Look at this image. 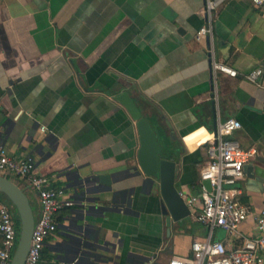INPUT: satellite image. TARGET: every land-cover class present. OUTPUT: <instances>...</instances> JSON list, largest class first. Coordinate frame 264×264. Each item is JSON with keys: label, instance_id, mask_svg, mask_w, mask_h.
<instances>
[{"label": "crops", "instance_id": "obj_1", "mask_svg": "<svg viewBox=\"0 0 264 264\" xmlns=\"http://www.w3.org/2000/svg\"><path fill=\"white\" fill-rule=\"evenodd\" d=\"M205 2L0 0V144L12 156L34 157L38 173L74 200L57 213L58 230L39 264H85L76 234L114 248L119 264L190 258L193 242L210 235L198 208L168 227L159 190L143 192L136 177L114 185H136L129 213L94 208L85 215L71 172L110 174L138 164L136 122L115 100L124 91L163 137L181 192L200 195L212 133L227 118L240 120L233 137L255 155L238 198L252 211L264 209V88L245 76L264 65V6L228 0L216 13L212 38L201 41ZM214 62L238 76L216 71ZM10 179L38 216L41 203L28 181ZM254 229L252 217L240 226L244 235ZM212 237L230 243L222 230Z\"/></svg>", "mask_w": 264, "mask_h": 264}, {"label": "built area", "instance_id": "obj_2", "mask_svg": "<svg viewBox=\"0 0 264 264\" xmlns=\"http://www.w3.org/2000/svg\"><path fill=\"white\" fill-rule=\"evenodd\" d=\"M228 0H206L205 23L197 32V39L208 41L212 38L214 21L219 8ZM255 7H263L264 0H251ZM216 71L238 76L233 67L214 62ZM246 78L264 88V65L247 73ZM242 128L240 120L234 117L221 122L212 133L206 147L207 161L200 171L201 193L181 192L190 208H198L197 220L210 230L205 240H195L192 257H174L168 264H264V209L256 212L243 204L240 182L245 179V165L253 159L255 151L245 149L233 137ZM0 175L16 176L28 181L37 194L41 211L36 216L31 247L24 264H39L47 239L58 230L57 213L72 207L74 200L65 188H56L52 179L38 173L36 160L32 156L16 157L9 154L0 144ZM252 217L253 234L244 235L240 226ZM224 231L229 242L214 239L212 233ZM19 239L17 219L11 207L0 199V264H11ZM241 240V245L233 242ZM59 264H80L78 260L61 261Z\"/></svg>", "mask_w": 264, "mask_h": 264}, {"label": "water", "instance_id": "obj_3", "mask_svg": "<svg viewBox=\"0 0 264 264\" xmlns=\"http://www.w3.org/2000/svg\"><path fill=\"white\" fill-rule=\"evenodd\" d=\"M115 100L127 109L136 122L140 139L138 164L110 174L73 171L69 177L72 182L70 187L75 197L81 201V208L86 216L94 208L129 213L136 185L128 188H115L114 185L126 178L136 177L141 180L143 192L148 193L149 191L150 193L154 189L159 190L162 213L166 217L167 226L171 227L173 223L191 215V210L176 185L177 162L170 159L169 152L162 146L155 127L144 116L130 93L124 91L117 95ZM246 171L247 165H245ZM0 193L16 207L21 224L20 236L11 264H24L31 247L36 214L26 191L3 175H0ZM76 236L79 240L76 253L83 256L85 264H119V256L114 248L107 244H92L83 241L81 235L76 234ZM143 259L147 261L149 257L144 255Z\"/></svg>", "mask_w": 264, "mask_h": 264}, {"label": "rangeland", "instance_id": "obj_4", "mask_svg": "<svg viewBox=\"0 0 264 264\" xmlns=\"http://www.w3.org/2000/svg\"><path fill=\"white\" fill-rule=\"evenodd\" d=\"M159 140H160L161 144L165 147V142H164L163 137H162V138L159 137ZM168 148H169V147H168ZM9 178H13V176L10 175ZM2 196H3V200H4V201H5V202L11 207V210L15 212V217H16V219L19 220V229H18V230H19V234H20L21 224H20V218H19V214H18V212H17V210H16V207H14V205L11 203V201H9L8 199H6V198L4 197V195L0 193V199L2 198ZM12 208H13V209H12ZM19 236H20V235H19ZM18 240H19V239H18Z\"/></svg>", "mask_w": 264, "mask_h": 264}, {"label": "trees", "instance_id": "obj_5", "mask_svg": "<svg viewBox=\"0 0 264 264\" xmlns=\"http://www.w3.org/2000/svg\"><path fill=\"white\" fill-rule=\"evenodd\" d=\"M3 197V196H2ZM5 197V196H4ZM6 199H8L7 197H5ZM9 200V199H8ZM10 201V200H9ZM15 207V206H14ZM13 209V208H12ZM14 215H15V212L13 211ZM17 222H18V229H19V220L17 219Z\"/></svg>", "mask_w": 264, "mask_h": 264}]
</instances>
